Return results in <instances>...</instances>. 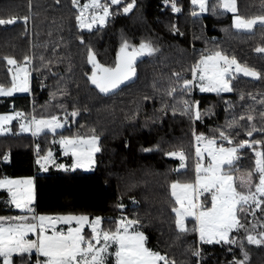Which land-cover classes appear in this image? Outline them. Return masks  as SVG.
<instances>
[{
  "label": "trees",
  "instance_id": "obj_1",
  "mask_svg": "<svg viewBox=\"0 0 264 264\" xmlns=\"http://www.w3.org/2000/svg\"><path fill=\"white\" fill-rule=\"evenodd\" d=\"M87 2L80 0V5ZM102 2L111 14L102 26L89 30L79 27V9L72 0H0V18L18 20L0 26V85L11 87L9 69L14 65L5 58L26 65L30 73L29 91L0 96V114L56 116L64 125L55 132L0 135V179L32 177L37 215L100 217L104 229H114L122 217L138 220L136 227L147 237V247L165 255L169 264H264V244L247 240L264 231V211L241 214L245 227L230 234L235 243L209 244L197 240L195 226L185 223L184 232L177 228L171 195L172 183L195 180L196 135L216 138L225 147L264 139V132L246 135L253 127L264 129V78L234 74L230 92H201L196 81L183 87L184 80H192L197 61L216 51L264 76V54L255 51L264 47V28L234 30V14L225 12L219 0H207L204 12L191 0H134L127 13L123 9L133 0ZM173 3L179 11L173 10ZM237 8L243 17L264 14V0H237ZM125 43L129 52L141 43L155 51L136 58L135 76L101 93L89 79L88 53L111 67ZM197 110L200 119L195 118ZM220 131L233 144L220 140ZM93 135L100 151L92 170L73 169L72 156L63 154L58 141ZM179 151L186 155L185 168H180L178 157L169 155ZM49 152L52 161L41 167L37 160ZM238 155L236 171L254 168L251 149L243 148ZM7 198L0 190V215L14 213ZM84 234L90 235L88 228ZM13 261L33 264L36 259L25 254Z\"/></svg>",
  "mask_w": 264,
  "mask_h": 264
},
{
  "label": "snow or ice",
  "instance_id": "obj_2",
  "mask_svg": "<svg viewBox=\"0 0 264 264\" xmlns=\"http://www.w3.org/2000/svg\"><path fill=\"white\" fill-rule=\"evenodd\" d=\"M120 2L121 0H110L113 5ZM72 3L79 9L76 19L81 29L91 30L97 23L102 26L111 14L109 5L102 0H89L83 6L80 5V0H72ZM191 3L198 5L201 12L208 10L207 0H191ZM133 6L134 0L123 9L124 12H129ZM219 6L225 12L234 14L233 27L238 31L252 32L257 26L264 28V14L250 18L239 15L237 0H219ZM172 7L174 11H179L175 3ZM90 9L91 15L88 14ZM24 20H27V17H24ZM17 22L14 17L0 18V26ZM128 48L127 43L121 47L115 65L111 67L100 64L95 54L89 51L88 62L92 65L89 79L101 93H109L135 76L136 58L145 54L151 55L155 51L148 43H141L139 48L133 47L130 52ZM255 51L264 54V47H257ZM5 59L9 65L16 67L15 70L9 69L12 73L11 87L0 85V96L29 91L30 73L27 66L18 65L13 58ZM25 60L30 63L27 57ZM191 73L192 80H184V89H188L194 81H199L197 86L201 92L232 91L231 80L235 78L234 74L255 79L264 78L260 72L241 65L235 57L230 58L220 51L202 56L192 67ZM171 91L175 92L176 89ZM21 115H0V132L6 131L4 126ZM71 115L76 116L77 113L73 112ZM195 118L200 119L198 110L195 112ZM247 119L251 121L253 117L249 115ZM63 126L58 117L52 116L48 119L33 117L28 125H21V128L24 131L33 130L35 135L45 129L55 132ZM229 127H232V124H229ZM254 132H264V129L253 127L246 135L252 137ZM195 139L197 163L194 182L171 184V195L176 205L172 209L176 216L175 223L181 232L187 231L185 220L191 217L196 221L195 230L198 231L202 242L235 243L230 234L245 227L241 222V214L255 215L256 210L264 211V139L244 140L232 147H225L218 144L216 138H205L203 135H196ZM219 139L233 144V140L225 131L219 132ZM59 143L63 146L65 154L71 152L75 157L74 167L91 165L94 162V154L100 151L98 137L94 135L87 138L65 137ZM243 148L254 152V168L248 172L247 177L234 178L235 162ZM169 155L179 158L180 168L186 167V155L183 151ZM51 158L52 153L49 152L47 157L43 158L44 163H41V160H37V163L44 167ZM253 177L257 178L255 182ZM0 188L7 189L11 203L17 209L33 213L31 217H0V264H14V255L23 257L27 254L31 259L34 253L37 257L35 264H108L110 256L114 258V264H169L165 255L147 247V237L136 227L138 220L122 217L116 221L114 229H104L100 217L90 219L87 215H36L31 207L34 200L32 179H0ZM61 223L69 225L66 231L57 228V224ZM73 223L75 227L71 226ZM86 226L90 229V235L87 236L84 234ZM30 234L36 238L30 239ZM258 236L259 238L248 235L247 240L256 245L264 244V231L259 232ZM236 264H244V261H238Z\"/></svg>",
  "mask_w": 264,
  "mask_h": 264
},
{
  "label": "rangeland",
  "instance_id": "obj_3",
  "mask_svg": "<svg viewBox=\"0 0 264 264\" xmlns=\"http://www.w3.org/2000/svg\"><path fill=\"white\" fill-rule=\"evenodd\" d=\"M91 11H92V10L90 9V10H89V13H88L89 15H91ZM97 26H101V25H100L99 23H97L96 25H94V26L92 27V29H93L94 27H97ZM232 28H233L234 30H237V29H235V28L233 27V16H232ZM254 29H255V28H254ZM237 31H238V30H237ZM243 32H245V31H243ZM200 59H201V58H200ZM200 59H199V60H200ZM199 60L197 61V63L199 62ZM22 66H23V65H22ZM15 67H16V66H12L11 69L15 70ZM9 72H10V71H9ZM10 74H11V76H12V73H11V72H10ZM196 84L198 85V84H199V81H196ZM199 90H200V89H199ZM22 93H25V92H14L12 95H15V94H22ZM15 113H20V112L12 111V112L5 113V114H0V115H15ZM31 119H32L31 117H29V116H24V115L22 114L21 116H19V117H17L16 119L12 120L10 123H7V124L4 126L7 130L4 131V132H0V135H7V134H11V133H13V132H15L16 135H18V134H22V135H33L34 126H32V129H33V130H28V131H24V130H22V128H21V125H28V122H29ZM56 130H57V129H56ZM44 131L52 132L51 130H48V129H45ZM44 131H42V132H44ZM40 133H41V132H40ZM63 138H65V137L60 138V140L63 139ZM60 140H59V141H60ZM59 141H58V143H59ZM59 145H60V147H61V150H62L63 154H65V150H64L63 146H62L60 143H59ZM96 153H97V152H96ZM96 153L94 154L93 160H95V155H96ZM66 155H67V154H66ZM68 155H71L72 158H73V169H77V170H79V171H83V172H90V171L92 170L93 165H94V162H93L91 165L85 164V165L82 166V167H74L75 157L71 154V152H69ZM243 155L246 156L247 153L244 152ZM45 157H47V155H46ZM51 161H52V158H51ZM51 161H49V162H51ZM49 162H48V163H49ZM41 163H44L43 160H41ZM48 163L44 164V166L47 165ZM247 175H248V172H242V171H235V172H234V178H245V177H247ZM7 179H32V180H33L32 177L7 178ZM237 182L239 183V181H237ZM33 193H34V182H33ZM206 195H207V194H206ZM9 205L12 207V204H9ZM32 205H35V199L33 200ZM12 208H13V207H12ZM15 208H16V207H15ZM17 211H18V213H19V216L27 215V216L31 217V216L33 215V213H25V211H23V210H21V209H17ZM68 215H71V214H67V215H47V216H53V217H56V216H68ZM76 216H79V215H76ZM175 218H176V216H175ZM185 223H186V224H190V226H195V227H197V224H196V221L194 220V218H191V217L186 218ZM71 226H72V227H75L76 225H75V223H73ZM68 227H69V225H64V224H62V223H61V224H57V228H58V229H62V230H65V231L67 230ZM85 228H88V227L86 226ZM88 229H89V228H88ZM84 231H85V229H84ZM89 231H90V229H89ZM196 233H197V240H198L199 242H202V241L200 240V238H199V233H198V231H196ZM29 238H30V239H35L36 236L33 235V234H30V235H29ZM33 255H35V253H34ZM14 256H18V255H14ZM110 258H111V259H110ZM35 259H37L36 255H35ZM33 264H35V262H33ZM108 264H114V258H113V257H111V256L109 257Z\"/></svg>",
  "mask_w": 264,
  "mask_h": 264
},
{
  "label": "crops",
  "instance_id": "obj_4",
  "mask_svg": "<svg viewBox=\"0 0 264 264\" xmlns=\"http://www.w3.org/2000/svg\"><path fill=\"white\" fill-rule=\"evenodd\" d=\"M39 160H43V159H39ZM205 162H206V160H205ZM33 182H34V179H33ZM0 190H4V191H6L8 193V198L6 199V202L9 203V204H12L11 203V196H10L9 192L7 191V189L0 188ZM34 199H35V192H34ZM12 207H13L12 209H13L14 213H11V214H8V215H0V217L13 218V217L19 216L17 208H15V206L13 204H12ZM25 213H29V212L25 211Z\"/></svg>",
  "mask_w": 264,
  "mask_h": 264
},
{
  "label": "built area",
  "instance_id": "obj_5",
  "mask_svg": "<svg viewBox=\"0 0 264 264\" xmlns=\"http://www.w3.org/2000/svg\"><path fill=\"white\" fill-rule=\"evenodd\" d=\"M37 153H38V151L36 150V151H35V154H37ZM31 207L34 209V213L37 215V210H36L35 205H31Z\"/></svg>",
  "mask_w": 264,
  "mask_h": 264
},
{
  "label": "water",
  "instance_id": "obj_6",
  "mask_svg": "<svg viewBox=\"0 0 264 264\" xmlns=\"http://www.w3.org/2000/svg\"><path fill=\"white\" fill-rule=\"evenodd\" d=\"M119 53H120V51H119ZM119 53H118V55H119ZM118 55H117V56H118ZM87 59H88V57H87ZM88 64H89L90 66H92L89 62H88ZM94 86H95V85H94ZM95 87H96V86H95ZM96 88H97V87H96ZM97 89H98V88H97ZM98 90H99V89H98Z\"/></svg>",
  "mask_w": 264,
  "mask_h": 264
},
{
  "label": "bare ground",
  "instance_id": "obj_7",
  "mask_svg": "<svg viewBox=\"0 0 264 264\" xmlns=\"http://www.w3.org/2000/svg\"><path fill=\"white\" fill-rule=\"evenodd\" d=\"M35 160V159H34Z\"/></svg>",
  "mask_w": 264,
  "mask_h": 264
}]
</instances>
